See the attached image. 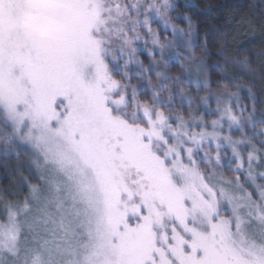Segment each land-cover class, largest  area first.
Returning a JSON list of instances; mask_svg holds the SVG:
<instances>
[{"label": "rangeland", "instance_id": "obj_1", "mask_svg": "<svg viewBox=\"0 0 264 264\" xmlns=\"http://www.w3.org/2000/svg\"><path fill=\"white\" fill-rule=\"evenodd\" d=\"M85 7L99 13L98 61L67 55L62 70L24 78L15 119L0 99V166L19 159L0 207V264H264V101L211 91L204 61L182 51L192 31L175 25L176 0ZM141 53L166 109L112 75L117 63L143 69ZM179 59L191 74L181 80L169 77Z\"/></svg>", "mask_w": 264, "mask_h": 264}, {"label": "trees", "instance_id": "obj_2", "mask_svg": "<svg viewBox=\"0 0 264 264\" xmlns=\"http://www.w3.org/2000/svg\"><path fill=\"white\" fill-rule=\"evenodd\" d=\"M176 8L174 15L185 18H174L175 25L182 31H192L190 46H186L187 42L183 43L188 48L182 51L188 50L191 58L188 63L194 66L204 61L211 91L219 95L247 88L255 95L259 106L264 101V0H176ZM139 57L143 69L117 63L120 71L115 68L113 77L123 84L138 87L141 99L148 105L166 109L155 103L152 97L156 87V77L150 70L153 58L144 53ZM187 70L185 63L179 59L169 70V77L187 78L191 76L186 74ZM146 77L152 84L151 88L146 85ZM179 86L183 91L188 89L195 96H200L201 89L197 90L196 86L182 83ZM172 102L176 105L178 99L172 98ZM185 115V119H189V111ZM9 156L0 166V175L5 176L0 182V207L2 202L5 203V194L12 192L18 179L17 170L11 162L19 159ZM20 157L24 159V155Z\"/></svg>", "mask_w": 264, "mask_h": 264}, {"label": "snow or ice", "instance_id": "obj_3", "mask_svg": "<svg viewBox=\"0 0 264 264\" xmlns=\"http://www.w3.org/2000/svg\"><path fill=\"white\" fill-rule=\"evenodd\" d=\"M87 0H0V84L7 80V95L0 97L9 117L21 116V81L36 80L60 71L67 55L83 62L90 52L98 61V42L92 39L99 13L87 12ZM8 13V26L2 22ZM19 13L20 20L12 23ZM9 43L5 60L4 41ZM83 58V59H81ZM14 238V237H13Z\"/></svg>", "mask_w": 264, "mask_h": 264}, {"label": "clouds", "instance_id": "obj_4", "mask_svg": "<svg viewBox=\"0 0 264 264\" xmlns=\"http://www.w3.org/2000/svg\"><path fill=\"white\" fill-rule=\"evenodd\" d=\"M233 94H235V91H233Z\"/></svg>", "mask_w": 264, "mask_h": 264}]
</instances>
